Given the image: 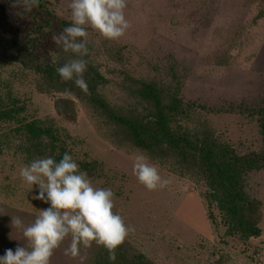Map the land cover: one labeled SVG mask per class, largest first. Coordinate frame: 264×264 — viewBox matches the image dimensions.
Masks as SVG:
<instances>
[{"label": "rangeland", "instance_id": "rangeland-1", "mask_svg": "<svg viewBox=\"0 0 264 264\" xmlns=\"http://www.w3.org/2000/svg\"><path fill=\"white\" fill-rule=\"evenodd\" d=\"M43 9L26 11L16 0H0V89H9L25 106L28 119L53 124L72 158L96 161L102 177L89 178L94 188L114 193L113 212L129 232L121 244L130 255L152 264H264V168L246 180L247 194L258 203L260 236L241 240L227 236L216 210L212 218L205 189L191 173L179 172L175 161L133 147L109 123L98 121L89 105L67 92L42 85L31 66L63 65L74 58L53 36L70 25L69 0H42ZM130 27L118 40L87 29L84 59L102 76V94L126 114H144L137 94L142 84L160 89L164 97L194 104L174 124L180 130L210 131L238 155L264 151L257 112L264 107V0H126ZM73 102L71 122L58 117L54 103ZM16 143L0 155V255L28 247L22 233L10 227L11 216L25 226L47 207L31 196L19 169L33 159ZM143 153L170 183L148 191L132 174L133 157ZM179 169V168H178ZM69 236L49 264H87L95 243L80 246L74 258L63 254Z\"/></svg>", "mask_w": 264, "mask_h": 264}, {"label": "trees", "instance_id": "trees-1", "mask_svg": "<svg viewBox=\"0 0 264 264\" xmlns=\"http://www.w3.org/2000/svg\"><path fill=\"white\" fill-rule=\"evenodd\" d=\"M43 9L40 0L36 7ZM56 64L37 63L31 66L42 85L55 92H70L86 102L99 122L109 123L118 129L136 149L155 154L160 158L174 160L180 168L200 182L205 189L208 217L214 208L220 217L227 236L241 240L257 238L258 203L246 191V180L253 172L264 168V151L238 155L230 146L220 142L210 131H188L175 127L177 119L195 105L183 104L178 98H165L160 89L151 84H142L137 90L139 99L147 105L144 114L125 113L108 102L102 94L104 79L87 63L83 78L88 91L75 87L72 81H62L56 73ZM264 105V104H263ZM58 117L71 122L75 117L73 102L58 99L54 103ZM25 106L9 89H0V155L4 147L16 143L17 150L29 159L52 157L59 161L69 151L60 130L53 124L28 119ZM257 112L260 119V132L264 136V107ZM79 170L90 178L102 177L103 166L96 161L77 162ZM179 168V169H178ZM109 252L103 246L94 249L87 264H152L141 255H130L120 244L115 249V262L108 259Z\"/></svg>", "mask_w": 264, "mask_h": 264}, {"label": "clouds", "instance_id": "clouds-1", "mask_svg": "<svg viewBox=\"0 0 264 264\" xmlns=\"http://www.w3.org/2000/svg\"><path fill=\"white\" fill-rule=\"evenodd\" d=\"M39 2L16 0L26 11L37 7ZM126 6V0H69L70 25L52 38L65 53L74 56L56 68L62 81H72L81 91H88L83 78L87 69L84 59L88 54L87 29L108 40L122 38L130 27ZM132 174L148 191L164 189L170 183L143 153L133 157ZM19 177L31 191L36 186L31 199L48 206L39 210L34 222L27 226L19 216H11L10 227L22 233L28 247L6 249L0 255V264H49L54 250L69 236L71 242L63 250L66 257H77L80 246L90 247L95 243L106 248L109 261L115 262V249L134 228L113 212L111 189L94 188L67 152L58 162L50 156L33 159L20 167Z\"/></svg>", "mask_w": 264, "mask_h": 264}]
</instances>
